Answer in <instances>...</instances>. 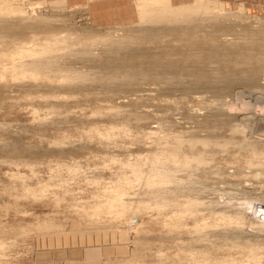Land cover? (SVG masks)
<instances>
[{"label":"rangeland","instance_id":"374dc122","mask_svg":"<svg viewBox=\"0 0 264 264\" xmlns=\"http://www.w3.org/2000/svg\"><path fill=\"white\" fill-rule=\"evenodd\" d=\"M130 1L0 0V264H264V10Z\"/></svg>","mask_w":264,"mask_h":264},{"label":"crops","instance_id":"0c3cea01","mask_svg":"<svg viewBox=\"0 0 264 264\" xmlns=\"http://www.w3.org/2000/svg\"><path fill=\"white\" fill-rule=\"evenodd\" d=\"M86 3L93 22L108 24L114 22L124 23L132 20V8L130 0H78ZM180 4L188 0H169ZM232 8H244L248 10H264V0H221Z\"/></svg>","mask_w":264,"mask_h":264},{"label":"built area","instance_id":"2783aa9c","mask_svg":"<svg viewBox=\"0 0 264 264\" xmlns=\"http://www.w3.org/2000/svg\"><path fill=\"white\" fill-rule=\"evenodd\" d=\"M255 209L257 210L256 212L258 220L264 222V203H257Z\"/></svg>","mask_w":264,"mask_h":264},{"label":"bare ground","instance_id":"6f19581e","mask_svg":"<svg viewBox=\"0 0 264 264\" xmlns=\"http://www.w3.org/2000/svg\"><path fill=\"white\" fill-rule=\"evenodd\" d=\"M249 79H250V78H249ZM253 79H254V78H253ZM252 82H253V81H252ZM252 82H250V83H252ZM253 84H254V83H253ZM248 92H249V93H251V94L253 95V93H252V90H250V91H248ZM262 93H263V92H262ZM262 93H261V95H263V94H264V93H263V94H262ZM245 94H246V93H245ZM251 94H250V96H252ZM250 96H249V97H250ZM263 96H264V95H263ZM262 99H264V97L260 99V101H262V102H263V100H262ZM258 102H259V101H258ZM261 106H262V105H261ZM263 116H264V115H263ZM262 118H263V117H262ZM261 120H262V119H261ZM261 122H262V121H261ZM263 124H264V123H263ZM259 134H261V132H260ZM263 134H264V133H263ZM261 135H262V134H261Z\"/></svg>","mask_w":264,"mask_h":264}]
</instances>
